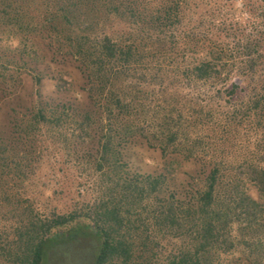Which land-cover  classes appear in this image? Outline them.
Segmentation results:
<instances>
[{"label":"trees","instance_id":"16d2710c","mask_svg":"<svg viewBox=\"0 0 264 264\" xmlns=\"http://www.w3.org/2000/svg\"><path fill=\"white\" fill-rule=\"evenodd\" d=\"M55 63H76L83 104L41 99L43 77L67 84ZM23 71L37 94L0 128V264L83 234L92 264H264V0H0V98ZM140 146L161 171L131 167ZM53 151L86 176L62 207Z\"/></svg>","mask_w":264,"mask_h":264},{"label":"rangeland","instance_id":"374dc122","mask_svg":"<svg viewBox=\"0 0 264 264\" xmlns=\"http://www.w3.org/2000/svg\"><path fill=\"white\" fill-rule=\"evenodd\" d=\"M46 56H50L48 51H45ZM49 58V57H48ZM44 66V65H43ZM49 68L45 69L48 74H54L57 71H62L64 79L67 81L62 91H59L54 85L55 80L45 76L41 80L39 94L42 100L50 102H67L73 101L74 103L83 104L85 101L84 77L77 67L76 63H63L49 64ZM42 67V66H41ZM21 80L17 90L13 93L14 96L7 99L0 98V128L7 129L9 125V116L12 110H23L28 106L35 97V91L33 90V84L31 76L23 71L19 75ZM2 94V92H0ZM2 99V100H1ZM50 149V148H49ZM48 156V155H47ZM75 155L66 156L62 151H53V155H49V158L54 165V175L51 177H42V181L52 184L56 191V194L51 200V204H57L58 206L71 204L68 198L74 196V201L79 199L77 195V188L75 185L76 180H82L86 176H79L78 171L74 168L66 169L68 161H72ZM66 161V162H65ZM70 163V162H69ZM130 164L134 170L141 173H157L164 168V160L157 150L148 149L144 146L137 147L135 152L130 157ZM195 170H199L198 166L191 163H182L179 173L172 180V189L176 188L177 195L180 198L184 197L183 186L187 183H193L197 179H193L191 175H194ZM47 177L49 180H47ZM61 179V180H60ZM58 182V183H57ZM83 182V181H81ZM77 184V183H76ZM85 186H82L79 191L82 193L80 196V202L86 199ZM64 191L66 194L69 192L71 195L66 194L65 197L61 196L60 191ZM47 194V192H45ZM180 194L182 196H180ZM42 199L44 197H41ZM76 198V199H75ZM162 238V237H160ZM160 244L163 247L170 248L166 239H160ZM97 251V241L94 237L86 236V234L79 235L77 238L60 242L52 247L48 253L46 264H92L95 253ZM165 252V250H163ZM144 257L137 251L134 259L129 264H145Z\"/></svg>","mask_w":264,"mask_h":264}]
</instances>
